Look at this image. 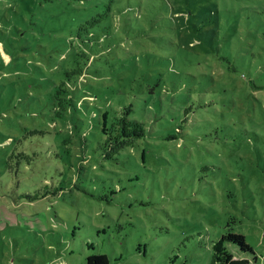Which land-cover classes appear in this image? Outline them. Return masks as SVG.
Instances as JSON below:
<instances>
[{
  "label": "rangeland",
  "instance_id": "rangeland-1",
  "mask_svg": "<svg viewBox=\"0 0 264 264\" xmlns=\"http://www.w3.org/2000/svg\"><path fill=\"white\" fill-rule=\"evenodd\" d=\"M63 1L74 9L90 3ZM115 1L132 10L126 17L133 29L135 16L144 25V29L137 27L129 35L124 47L130 54L128 59H133L129 49L137 50L146 69L158 71L159 65H164L166 70L171 66L182 74L176 77L182 86H173L178 89V96L168 98L164 114L170 115L178 107L181 102L177 100L184 89L191 88L189 96L197 104H205L206 112L202 116L195 112L191 118L194 144L187 148L172 141L164 146L155 144L173 128L171 124L165 128L153 125L148 130L149 152L145 160L134 169L120 167V179L114 177L113 183L107 180L114 187L123 188L109 195L110 203L105 198L74 191L33 204H15V189L23 186L15 187V174L9 172L8 161L15 153V137L34 129L25 104L35 94L37 67L46 71V58H59L65 53L63 39L72 38L67 33L75 31L80 23L73 24V14L58 15L57 23L43 27L40 33L35 29L30 39L21 40L15 38L21 12L35 11L38 3L36 8L44 6L47 11L40 12L47 18L50 6L37 0H0V264H57L51 261L59 255L63 264H83L86 255L102 250L100 230L109 233L105 251L110 255L123 254L124 264H212L211 246L227 232L243 234L255 251L243 253L231 244L227 250L235 259L254 264V257H258L264 264V97L260 100L262 105L255 98L245 102L237 99L240 109L234 110V115L220 105L214 106L211 97L218 95L222 87L218 88L217 83L225 77L223 58L233 59L238 75L248 74L242 65L251 70V76L258 72L250 65H255L260 52L264 54V0ZM50 15L48 25L53 20ZM151 20L154 24L149 29ZM157 23L162 28L158 29ZM138 32H147L146 36L137 37L144 46L135 47L141 49L130 45ZM207 76L211 87L204 93L200 88ZM134 78L135 74L127 69L113 77L107 93L113 106L129 100ZM235 79L238 86L243 85L239 78ZM167 85L170 87L168 82ZM224 88L227 97L230 86ZM259 93L257 97L264 95ZM138 98L148 100L142 93ZM222 98L220 94L218 100ZM103 100L99 93L95 105H106ZM66 120L50 121L45 127L51 133L57 130L54 135L60 136ZM53 123L55 130L49 128ZM214 127L228 129L229 134L221 130L209 133ZM56 146L53 149L57 152ZM128 158L130 162L125 163L132 167V159ZM13 162L15 157L10 164ZM185 166L191 168L189 172ZM20 178L23 182L28 180L25 174ZM38 218L44 219L43 229L32 227ZM115 224L119 226L113 227Z\"/></svg>",
  "mask_w": 264,
  "mask_h": 264
},
{
  "label": "trees",
  "instance_id": "trees-1",
  "mask_svg": "<svg viewBox=\"0 0 264 264\" xmlns=\"http://www.w3.org/2000/svg\"><path fill=\"white\" fill-rule=\"evenodd\" d=\"M37 1L39 3L44 1L50 6L49 14L53 19L51 24L48 25L49 14L44 18L43 12H40L44 6L39 10L36 8L38 4L36 3L35 11L23 10L22 16L18 17L21 25L20 29L15 28V38L30 39L35 29L40 33L43 27L49 28L57 23L58 15L71 17L73 14L71 18L73 24L77 22L80 24L75 31L71 30L67 33V36L72 38L63 39L65 46L63 51L66 55L62 57L64 53L59 58L53 56L46 58V71L37 67L35 94L30 97V102L25 104L26 113L32 119L34 129L25 130L23 136L15 137V153L13 152L8 161L9 172L15 174V187L23 186L22 189H15V204L18 206L33 204L49 196L59 198L66 192L74 191L98 199L105 198L106 202L110 203L109 195L116 194L123 188L114 187L107 180L113 183L115 178L120 179L118 174L120 167L133 168L145 160L149 152L148 130L151 131L153 125L165 128L167 124H171L173 131L160 136L155 144L164 146L166 142L172 141L182 148L193 146L191 136L195 134V130L190 124L191 118L195 112L196 115L202 116L207 110L206 106L197 104L195 99L189 96L192 93L189 88L183 90V96L179 94L181 99L177 101L181 103L177 105L178 107L172 110L170 115L164 114L167 110L165 102L169 100L168 98L172 100L178 96V89H174L173 86H182L176 78L182 74L171 66L166 70L164 65H159L158 71L152 67L146 69L144 62L138 59L137 50L129 49L133 59H128L130 54H127V49L124 47L129 43L130 33L137 27L144 29L143 21L139 16H135L136 26L133 29L129 17H126V14L132 11L129 7L125 9L118 6L119 2L115 0H108L105 3L87 0L90 3L81 9L67 6L63 0ZM77 1L80 4L83 2ZM133 12L137 14V11L133 10ZM23 19L26 22L24 24H22ZM150 22L149 29L154 24L152 23L154 21ZM161 26L157 23L158 29L162 28ZM140 35L144 37L147 32L133 35L131 46L142 45L141 48L144 46L143 42L137 39ZM3 56L8 59L7 53L4 52ZM223 60L226 61L223 67L224 70L226 69L225 77L217 83L218 88L219 85L222 86L219 94L211 96L214 99V106L220 105L234 115V110L240 109L236 104L237 99L243 102L255 98L261 102L264 95L257 97V94L259 95V92L264 94V54L260 52L256 56L255 65H250L251 69L258 71L253 76L250 74L251 70L243 65L241 67H244L248 74L238 75V68L233 59L230 61L223 58ZM124 69L135 74V78L130 82L134 85L129 100L122 105L113 106L112 102L107 100V93L111 89L110 82ZM146 70L149 72L147 73ZM45 72L50 73L45 76ZM235 78H239L243 85L238 86ZM167 82L170 87H167ZM201 85L200 91L206 93L211 87L209 76ZM227 85L230 86V90L226 97L224 87ZM254 90L259 92L255 93ZM99 93L103 94L106 105H95ZM140 93L145 94L148 100H140L138 98ZM220 94L223 98L218 100ZM23 117L27 116L24 114ZM57 119H67L66 128L60 136L54 135L57 130L51 133L45 127L50 121ZM38 125L40 127H37ZM50 125H52L50 129L55 128L54 123ZM218 130L229 134L228 129L217 127L212 128L209 133ZM56 144L57 152L53 149ZM129 156L132 159V167L125 163L130 162ZM14 157L15 162L10 164ZM22 161L25 165L21 164ZM27 165H29L28 169L25 168ZM185 167L189 172L191 168ZM178 170L180 171V168ZM23 174L27 176L26 182L21 181L20 177ZM89 189L92 192H89ZM32 224V227L36 226L38 229L46 226L43 218H38ZM115 226L119 224L113 227ZM98 233H102L98 235L104 241L103 248L98 249V253L86 255L83 264H124L123 254L116 252L110 255L105 251V240L109 233L104 230ZM231 244L243 253L255 254L243 234L227 232L211 246L212 264H250L247 259L234 258L235 256L227 250ZM87 246L93 248L92 244ZM63 261L64 259L59 255L51 262L63 264ZM253 262L263 263L258 257H254Z\"/></svg>",
  "mask_w": 264,
  "mask_h": 264
}]
</instances>
